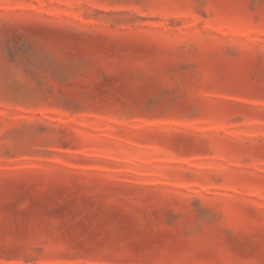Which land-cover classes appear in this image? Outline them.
Instances as JSON below:
<instances>
[{"label":"rangeland","instance_id":"1","mask_svg":"<svg viewBox=\"0 0 264 264\" xmlns=\"http://www.w3.org/2000/svg\"><path fill=\"white\" fill-rule=\"evenodd\" d=\"M0 264H264V0H0Z\"/></svg>","mask_w":264,"mask_h":264}]
</instances>
